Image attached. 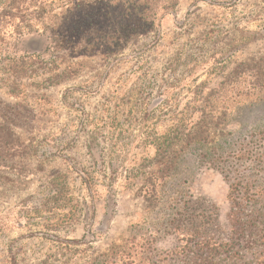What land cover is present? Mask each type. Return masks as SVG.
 Instances as JSON below:
<instances>
[{
    "label": "rangeland",
    "instance_id": "rangeland-1",
    "mask_svg": "<svg viewBox=\"0 0 264 264\" xmlns=\"http://www.w3.org/2000/svg\"><path fill=\"white\" fill-rule=\"evenodd\" d=\"M263 54L264 0H0V264H91L148 235L155 157L177 161L167 196L225 226L228 184L205 156L264 129V101L235 111L246 85L214 99Z\"/></svg>",
    "mask_w": 264,
    "mask_h": 264
},
{
    "label": "trees",
    "instance_id": "trees-1",
    "mask_svg": "<svg viewBox=\"0 0 264 264\" xmlns=\"http://www.w3.org/2000/svg\"><path fill=\"white\" fill-rule=\"evenodd\" d=\"M243 85L247 94L236 102L235 111L264 101V54L250 60L235 76L224 77L219 82L214 105L221 107L232 99L224 90H237L241 95ZM213 110L216 112L209 113L213 116L222 111ZM246 138L233 145L225 158L223 153L216 158L205 156L208 166L221 169L228 184L225 226L219 225L216 215L188 214V201L167 196L165 184L169 174L176 170L177 161L160 163L155 157L152 164L156 169L148 173L143 186L144 202L149 206L147 215L142 224H136L137 227L150 225V233L128 237L91 264H264V129ZM156 148L161 151L159 146ZM163 171L168 175H163ZM164 205L173 217L165 225H151L155 210ZM157 232L173 233L175 245L171 249H159Z\"/></svg>",
    "mask_w": 264,
    "mask_h": 264
}]
</instances>
